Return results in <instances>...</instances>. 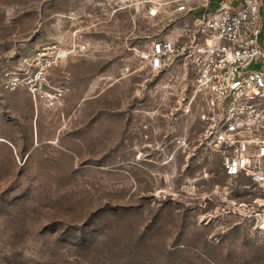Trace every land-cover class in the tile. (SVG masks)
I'll use <instances>...</instances> for the list:
<instances>
[{
  "label": "rangeland",
  "instance_id": "obj_1",
  "mask_svg": "<svg viewBox=\"0 0 264 264\" xmlns=\"http://www.w3.org/2000/svg\"><path fill=\"white\" fill-rule=\"evenodd\" d=\"M157 1L0 0V264H264L254 181L225 174L183 69L150 66L183 26Z\"/></svg>",
  "mask_w": 264,
  "mask_h": 264
},
{
  "label": "built area",
  "instance_id": "obj_2",
  "mask_svg": "<svg viewBox=\"0 0 264 264\" xmlns=\"http://www.w3.org/2000/svg\"><path fill=\"white\" fill-rule=\"evenodd\" d=\"M148 16L177 15L182 28L151 43L153 70L183 69L179 84L200 109L206 137L221 153L230 178L254 181L258 195L238 211L264 230V0H158ZM66 56L57 53L34 72L42 89L46 75ZM66 89L45 93L48 108L61 103ZM237 210V208H236ZM235 213V211H234ZM245 214V215H246Z\"/></svg>",
  "mask_w": 264,
  "mask_h": 264
},
{
  "label": "crops",
  "instance_id": "obj_3",
  "mask_svg": "<svg viewBox=\"0 0 264 264\" xmlns=\"http://www.w3.org/2000/svg\"><path fill=\"white\" fill-rule=\"evenodd\" d=\"M263 18H264V15H263ZM263 39H264V35H263Z\"/></svg>",
  "mask_w": 264,
  "mask_h": 264
}]
</instances>
